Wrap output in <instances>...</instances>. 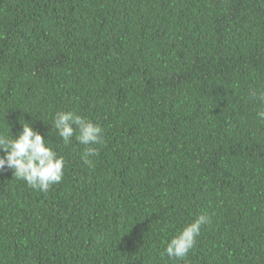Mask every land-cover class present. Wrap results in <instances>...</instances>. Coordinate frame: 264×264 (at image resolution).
<instances>
[{"label":"trees","instance_id":"16d2710c","mask_svg":"<svg viewBox=\"0 0 264 264\" xmlns=\"http://www.w3.org/2000/svg\"><path fill=\"white\" fill-rule=\"evenodd\" d=\"M253 89L264 0H0V129L26 121L66 162L44 193L0 171V264H264ZM57 111L103 129L92 166ZM201 213L188 256H162Z\"/></svg>","mask_w":264,"mask_h":264},{"label":"clouds","instance_id":"9594fccd","mask_svg":"<svg viewBox=\"0 0 264 264\" xmlns=\"http://www.w3.org/2000/svg\"><path fill=\"white\" fill-rule=\"evenodd\" d=\"M249 95L257 104V118L264 121V90L253 89ZM47 124L64 146L71 144L73 137L79 145L85 146L83 162L88 166L93 165L94 158L98 156L96 145L103 143V129L100 125L72 111H57L51 123ZM20 125L21 131L15 136L11 134L8 124L0 129V152L3 153L0 155V171L10 169L12 176L24 181L28 187L42 193L47 192L62 181L65 159L26 121ZM210 222V216L201 213L192 222L183 225L166 241L161 255L176 260L187 257L195 246L197 237L201 235L202 228Z\"/></svg>","mask_w":264,"mask_h":264}]
</instances>
